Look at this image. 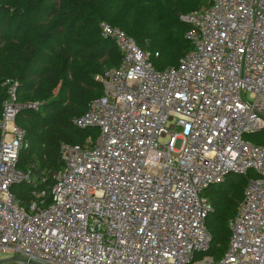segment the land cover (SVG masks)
I'll list each match as a JSON object with an SVG mask.
<instances>
[{
  "label": "built area",
  "instance_id": "built-area-1",
  "mask_svg": "<svg viewBox=\"0 0 264 264\" xmlns=\"http://www.w3.org/2000/svg\"><path fill=\"white\" fill-rule=\"evenodd\" d=\"M207 1L181 16L191 47L164 69L123 29L99 22L120 63L95 76L103 94L73 118L96 136L60 144L49 185L33 165L18 167L28 142L16 116L38 104L20 103L18 81L4 80L1 251L22 264H264V144L245 138L264 129V0ZM251 170L259 177L248 178L215 259L203 192ZM15 184L30 186L26 204Z\"/></svg>",
  "mask_w": 264,
  "mask_h": 264
},
{
  "label": "trees",
  "instance_id": "trees-1",
  "mask_svg": "<svg viewBox=\"0 0 264 264\" xmlns=\"http://www.w3.org/2000/svg\"><path fill=\"white\" fill-rule=\"evenodd\" d=\"M207 6V0H0V116L7 78L18 81L20 103L38 104L16 116L28 142L18 167L33 165L39 178L46 170L49 185L50 174L62 167L60 144L81 143L89 131L96 133L75 127L73 118L103 94L95 76L120 63L114 42L100 35V21L123 29L151 52L155 68L164 69L176 66L191 47L185 38L190 26L181 16ZM251 134L258 136L252 142L264 144V129ZM248 178L230 173L203 192L212 205L206 219L212 239L207 253L215 259L226 251L228 220ZM19 185L23 192L16 185L11 189L26 204L30 186Z\"/></svg>",
  "mask_w": 264,
  "mask_h": 264
},
{
  "label": "rangeland",
  "instance_id": "rangeland-1",
  "mask_svg": "<svg viewBox=\"0 0 264 264\" xmlns=\"http://www.w3.org/2000/svg\"><path fill=\"white\" fill-rule=\"evenodd\" d=\"M201 7H199L200 9ZM66 102L68 101V97H66ZM36 110V108L34 106H30L29 107V110ZM89 134H91V132L89 131ZM94 137L96 136V134H92ZM258 136H254L252 134H248L246 135V139L249 140V141H254L255 138H257ZM35 163V162H34ZM36 165V163H35ZM45 174L47 173L46 170L44 172ZM54 171L50 174V177L53 175ZM240 176V175H239ZM248 176L250 179H255V178H258V174L251 170L248 172ZM15 188L19 191V192H23L24 191V187H22L21 185L19 184H15ZM21 257L18 253H12L11 251L7 250V251H1L0 250V264H22L20 263L18 260V258ZM196 258H200V255H197Z\"/></svg>",
  "mask_w": 264,
  "mask_h": 264
}]
</instances>
